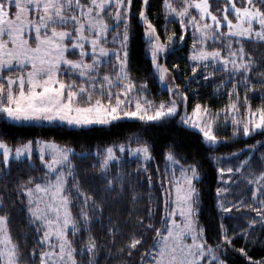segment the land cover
Masks as SVG:
<instances>
[{"label": "snow or ice", "instance_id": "1", "mask_svg": "<svg viewBox=\"0 0 264 264\" xmlns=\"http://www.w3.org/2000/svg\"><path fill=\"white\" fill-rule=\"evenodd\" d=\"M156 3L153 10V0L138 7L134 0H0V121L86 130L135 120L146 130L178 116L198 131L216 165L215 215L200 223L202 165L182 163L187 157L176 154L175 142L163 167H150L154 145L143 131L79 152L55 138H0V264H99L102 248L119 264H235L232 253L264 264L249 255L264 247V54L246 48L264 45V0ZM173 22L179 32L169 29ZM137 25L148 78L133 73ZM169 56L186 60L184 85L175 83L180 66L169 68ZM149 79L167 99L149 98ZM194 83H212L228 102L217 109L196 102L188 112L184 89ZM256 96L261 102L253 105ZM229 126L230 135H218ZM254 135L262 138L214 154ZM16 215L24 225L14 234ZM117 238L115 252L102 243L117 245ZM238 239L244 246L236 247Z\"/></svg>", "mask_w": 264, "mask_h": 264}, {"label": "trees", "instance_id": "2", "mask_svg": "<svg viewBox=\"0 0 264 264\" xmlns=\"http://www.w3.org/2000/svg\"><path fill=\"white\" fill-rule=\"evenodd\" d=\"M140 0H134V5L138 7ZM157 9L156 0H153V10ZM135 23V20L133 21ZM154 22H156L154 20ZM163 19L159 20V24H163ZM169 29L179 32V25L175 22L168 25ZM142 29L139 25L135 27V38L132 41V59H133V73L136 77L148 78L152 72L150 60L146 57L144 52V43L141 39ZM191 44V37H188L187 43L184 44L179 53L182 56H187L188 45ZM248 51L253 52L254 56H261L264 54V45L256 44H246ZM172 64H179L180 73L177 76L175 83L184 85V76H190V68L185 69L186 60L177 59L176 57H168V66L171 68ZM199 80V77L197 78ZM149 93L155 95L157 98L168 97V92L162 88L161 83L156 79H149ZM230 87V85H229ZM197 89L198 91H192ZM189 93L188 104L189 108H192L196 102L207 103L212 109L222 108L228 101L227 95L222 93L214 92V86L212 83L205 85L200 84H190L184 89ZM243 94V90L241 91ZM253 105H258L260 97L256 96L252 99ZM179 117L177 116L173 120H166L163 123L160 121L152 122L150 126L145 130L141 122L135 120H123L115 123L114 125L108 126H93L86 130L77 129L71 126L64 125L62 123H25L17 124L12 121H0V138L5 139L10 144L17 142L20 138H55L61 142H70L76 150L79 152L81 146L95 148L97 144L111 143L113 140L122 141L128 137L130 133L143 131L144 135L149 138V141L154 145L153 156L155 157L152 165L154 167L159 164L161 167L164 165L163 154L165 149L169 144L175 142V152L178 156L187 157L182 163H191L199 161L202 167L201 171V181L196 184V187L200 189L201 192V213L199 215L200 223L207 224L209 219L215 215L213 204V189L217 186L214 165L209 159L210 149L203 144L200 139L198 131L177 123ZM221 136L230 135L229 129H223L220 133ZM262 137L260 135H254L251 139L238 137L235 138L233 142L228 144H221L216 148L214 154L232 152L237 149L243 148L247 144L254 143L255 140H259ZM37 168L39 169V161H36ZM129 168H135L136 162L133 160L128 165ZM23 168V166H21ZM14 173H19L21 177L26 178V173L20 171L16 168L13 169ZM153 180L156 177L153 176ZM147 191V187L144 188ZM153 191H158V188L153 189ZM145 203L144 201L141 202ZM24 225V221L19 215L14 216V223L12 225L13 233L15 234L21 226ZM212 238H215V233L210 234ZM120 238H117V245H109L107 239L102 243L107 245V247L112 248L115 252L116 247L120 243ZM212 242V239L209 240ZM236 247L244 246L243 239H238L234 241ZM31 247V242L29 243ZM107 248L101 249V254L98 257L99 264H119V257L114 259H105ZM249 255L253 256L254 259L264 257V247L259 246L252 247L249 251ZM232 260L235 264H246L245 258L237 253L231 254Z\"/></svg>", "mask_w": 264, "mask_h": 264}, {"label": "rangeland", "instance_id": "3", "mask_svg": "<svg viewBox=\"0 0 264 264\" xmlns=\"http://www.w3.org/2000/svg\"><path fill=\"white\" fill-rule=\"evenodd\" d=\"M162 85V84H161ZM162 88L163 89H165L164 87H163V85H162ZM166 90V89H165ZM149 98L150 99H153V100H155V101H159V100H162V99H167L168 97H166V98H157V97H155V95H153V94H150L149 93ZM187 110H188V112H191V108H189V104H188V102H187ZM181 111H183V109H181ZM34 123H46V124H50V123H48V122H34ZM58 123H60V122H58ZM188 127V126H187ZM192 129H194V128H192ZM223 129L224 128H220V129H218V135H220V133L221 132H223ZM228 129H229V131L231 132V127L229 126L228 127ZM194 130H196V129H194ZM197 131V130H196ZM221 136V135H220ZM246 154V153H245ZM239 159H244V156H240L239 157ZM229 163H234V161H229ZM179 173L177 172V175H178ZM261 239H264V234H262V236H261Z\"/></svg>", "mask_w": 264, "mask_h": 264}]
</instances>
